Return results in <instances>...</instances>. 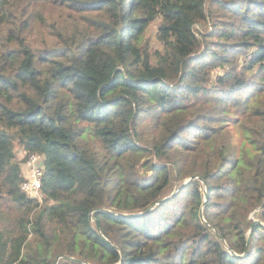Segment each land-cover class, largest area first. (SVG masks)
Listing matches in <instances>:
<instances>
[{"label":"trees","instance_id":"trees-1","mask_svg":"<svg viewBox=\"0 0 264 264\" xmlns=\"http://www.w3.org/2000/svg\"><path fill=\"white\" fill-rule=\"evenodd\" d=\"M124 3L0 0V264H264V0Z\"/></svg>","mask_w":264,"mask_h":264},{"label":"built area","instance_id":"built-area-1","mask_svg":"<svg viewBox=\"0 0 264 264\" xmlns=\"http://www.w3.org/2000/svg\"><path fill=\"white\" fill-rule=\"evenodd\" d=\"M40 161L41 157L36 154H32L23 165V169L26 171V176L22 184V190L33 198L40 196L42 176Z\"/></svg>","mask_w":264,"mask_h":264},{"label":"rangeland","instance_id":"rangeland-1","mask_svg":"<svg viewBox=\"0 0 264 264\" xmlns=\"http://www.w3.org/2000/svg\"><path fill=\"white\" fill-rule=\"evenodd\" d=\"M125 1H126V3L128 2V0H125ZM126 3H124L125 6H126ZM156 22H157V20H155L154 22H152L148 26L144 36L142 37L143 41L148 45V47L151 50H155V49L160 50L161 49L160 44L157 43V40H156V27H157ZM218 72L219 71H216L214 74H216ZM229 128H230V131H231V134L233 137V142H235V144L239 147L240 145H242V143L244 141L243 134L241 132V128L237 125V123L236 124L230 123ZM18 156L20 158L23 156V153L21 150H18ZM22 171H23V177L25 179L26 171L23 168H22ZM34 198L40 199V196L34 197Z\"/></svg>","mask_w":264,"mask_h":264},{"label":"water","instance_id":"water-1","mask_svg":"<svg viewBox=\"0 0 264 264\" xmlns=\"http://www.w3.org/2000/svg\"><path fill=\"white\" fill-rule=\"evenodd\" d=\"M42 165H43V158H41V161H40V166L42 167ZM189 180H191V179H189ZM188 180V181H189ZM188 181H186V183L188 182ZM253 230V227L251 228V231ZM249 243V241L247 242V244Z\"/></svg>","mask_w":264,"mask_h":264},{"label":"crops","instance_id":"crops-1","mask_svg":"<svg viewBox=\"0 0 264 264\" xmlns=\"http://www.w3.org/2000/svg\"><path fill=\"white\" fill-rule=\"evenodd\" d=\"M25 170V169H24Z\"/></svg>","mask_w":264,"mask_h":264}]
</instances>
